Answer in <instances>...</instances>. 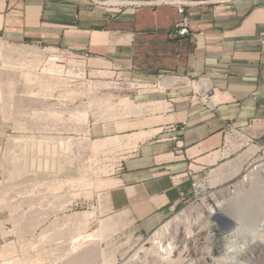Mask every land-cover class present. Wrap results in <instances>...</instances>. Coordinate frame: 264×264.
Instances as JSON below:
<instances>
[{
  "label": "crops",
  "instance_id": "crops-1",
  "mask_svg": "<svg viewBox=\"0 0 264 264\" xmlns=\"http://www.w3.org/2000/svg\"><path fill=\"white\" fill-rule=\"evenodd\" d=\"M95 1L0 0V38L87 52L95 71L183 76L144 96L159 109L122 116L107 135L126 150L102 181V208L90 209L101 219L125 213L131 233L145 235L191 198L194 172L216 161L227 124L264 141V0H181V13L157 0ZM110 125L89 130L99 136Z\"/></svg>",
  "mask_w": 264,
  "mask_h": 264
},
{
  "label": "rangeland",
  "instance_id": "rangeland-1",
  "mask_svg": "<svg viewBox=\"0 0 264 264\" xmlns=\"http://www.w3.org/2000/svg\"><path fill=\"white\" fill-rule=\"evenodd\" d=\"M99 1L101 0L95 2ZM34 43L40 47L45 46L43 43ZM11 44L25 46L32 45L33 42ZM38 61L39 57L31 55L13 59V62L5 61L0 49V264H68L73 257L89 252L88 255H95L92 258L96 260L99 259L98 250L101 257L104 253L106 255L105 249L108 247L107 251L115 250V259L131 244L139 242L153 230L145 235L132 234V221L126 218L123 229L105 237L94 238L99 229L101 218L98 215L101 211H97V217L91 218L90 222L80 220L83 222L80 223L76 217L88 211V208L84 204L74 206V202H88L89 205L98 203L102 208V181L113 175L126 150L120 145L123 143L122 138L119 141L114 136L113 140L117 143L109 144L110 140L106 138L111 136L107 135L114 134L123 127L122 116L139 113L145 108L159 109L161 102L147 101L144 96L172 86L178 78L169 75L161 77L158 74L148 81L111 66L100 69L109 72L95 71L91 62L85 67V78L80 83L70 82L76 84L70 86L68 80L66 84H59L57 76L49 77L37 72ZM164 77H176V81L166 86L162 84ZM9 83L12 92L6 88ZM72 90L81 94L72 93ZM106 123L111 124L110 133L91 135L89 128ZM254 136L244 128H225L223 143L214 154L216 161L201 171L194 172L196 176L192 180L196 187L198 184H205L209 194H199L196 187H193L191 198L180 203L160 225L176 215L194 219L200 214V221L210 214V209L214 210L212 216L215 215L219 211L221 197L211 192L238 181L247 172L245 166L261 152L256 149L247 153V148L252 144L264 146V141H260L262 136ZM105 139L106 144L95 149V142ZM40 143L46 145L42 146L44 149H49L44 152L42 148V152L37 154L39 151L36 145ZM64 143H67V147ZM32 144H35V149L31 148ZM14 154L21 160L25 159V163L22 161L25 166L21 165L24 169L21 167V172L12 175L9 167L14 165L13 162L10 163ZM51 158L57 162L51 160L48 163ZM52 162H56L58 168ZM194 169L198 168L194 166ZM236 171L238 174L234 177L232 173ZM80 182L87 184L83 186ZM222 193L226 194V191ZM248 221V225H243L241 234L264 233V212L257 217L252 215ZM154 232L153 245L165 249L166 243ZM190 250L188 255H182V264H212V256L207 250L199 249L201 253L197 250L198 254L196 250ZM93 259L91 264H100L101 261ZM261 259L264 264V257ZM245 262L247 260L243 257L236 258L235 261L228 257L223 264Z\"/></svg>",
  "mask_w": 264,
  "mask_h": 264
},
{
  "label": "bare ground",
  "instance_id": "bare-ground-1",
  "mask_svg": "<svg viewBox=\"0 0 264 264\" xmlns=\"http://www.w3.org/2000/svg\"><path fill=\"white\" fill-rule=\"evenodd\" d=\"M116 1L120 2L121 0H109V2H112V3H116ZM34 45H36V44L33 43L32 45L26 44L25 46H17V45H13L10 42L0 38V49L2 50V55L4 56L5 61L10 60L13 62V59H18L21 57L23 58L27 55H31L32 57H39V61L36 65L37 72L42 73V74L49 76V77H56L57 76L56 79L58 80L59 84L61 82L65 83L68 80L70 86L76 85V84H70V82H71L70 77L73 76V74H71L70 71H68L67 73L64 74L63 71L57 70V71H55L54 74H46L45 70H41L40 69V62H41V59H43L44 51L48 50V49H44L38 45H36V46H34ZM93 63H94V61H93ZM84 78H85V76H84V72H83L80 75L79 83ZM175 81H176V77H164L162 84L167 86L169 84L174 83ZM55 85L57 86L58 84L55 83ZM10 86H11V84L9 83V85H7L6 88L8 91L12 92V90L10 89ZM72 91L71 92L75 93V94L79 93V92L76 93L74 90H72ZM79 94H81V93H79ZM86 132H88V130H86ZM86 132L84 134H86ZM113 138H114V136L106 138V139L110 140L109 144L115 143V142L117 143V141H114ZM98 139H100V138H98ZM106 139L96 141L95 142V149H96V147L99 149V147L104 146L106 144L105 143ZM30 143H32V142H30ZM46 143H48V142H46ZM24 144H26V143H24ZM40 144L36 145L37 147L35 146L37 151H39L37 154L42 152L41 150H43L44 149L43 147L46 146V145L44 146V145H42V144L40 145ZM64 144L67 147V143H64ZM26 145H28V144H26ZM33 145H35V144H32L31 148H33ZM49 145L50 144H48V146ZM26 147H28V146H26ZM35 147L33 149H35ZM23 148H25V146ZM46 149H49V148H46ZM46 149H44V152ZM256 149H258L257 152H260V151L261 152L255 158H253L249 162L248 165L245 166V172H246V170H247V172L245 174H243V176H241V178L238 181L223 187V189L211 192V194L214 193L216 196L221 197V199L218 203L219 211L215 215L212 216V214L214 213L213 209H210V214L205 219H202L201 221L199 220V218H201L200 214H197L194 219L184 218L185 215L184 216L176 215V216L168 219L162 225H158L150 233V237H149L150 241L153 240V232L155 231L154 234L157 235L159 237V239L163 240L162 241L163 243L164 242L166 243V245H164V246H166L165 249H167L168 244L173 245V248H178V250L173 253V257H171V256L167 257V256L163 255L161 253V251L159 250V248L154 247L153 245L145 247L141 242L131 244L127 249H125L123 252H121L120 255L127 254V253L132 252V251L133 252L143 251V252H149L151 254L156 255L161 260L160 264H182V260H183L182 254L188 255L187 252L189 253L188 250H190V248H191L193 250H196V252L198 250L199 253H201L199 249L207 250L206 252L208 254H210V256H212V264H213V261L216 262L215 264H223V262H226V259L228 257L234 261L236 258H242L243 257L244 259L247 260V262H245L243 264H263V261L261 258L264 257V233L263 234H259L258 232L256 234L255 233H252V234L248 233V235H246V234L243 235L240 233V232H243L242 231L243 225H245V224L248 225V223H249L248 220H249V218H251L252 215L257 217L259 214H262L264 212V204H263L264 203V175H263L264 174V146L259 147L256 144H252V146L247 148V153L254 152V151H256ZM52 151H54V149ZM64 153H66V152H64ZM43 154H46V153H43ZM57 154H58V152H57ZM29 155H31V154H29ZM13 157H14L13 159H11L12 157L11 158L9 157V158L11 160H13V161L10 160V163L13 162L12 164H14V165L13 166L11 165L9 167V169L10 168L11 169L10 170L8 169V170L10 171L9 173H13L12 175H15L17 172H21L20 170L24 169L23 167L25 166L24 165L25 159L21 160L19 157L15 156V154L13 155ZM60 157H61V155H60ZM51 160L56 161L55 159L51 158L50 160H48V163ZM22 161H24V163ZM21 162L23 164H21ZM26 162H28V161H26ZM56 162H52L53 165L55 163L54 167L57 166ZM21 165L22 166L24 165V166L22 167ZM64 165H62V167ZM58 166H57V168H58ZM21 167L23 169H21ZM247 168H249V169H247ZM4 172H6V171H4ZM62 172L60 171V173H62ZM58 174H59V172H58ZM235 174L237 175L238 171L232 173V175H234V177H235ZM72 175H74V173ZM21 178H22V176H21ZM38 178L40 179V177H38ZM44 178H46V177H44ZM80 183H82V185L87 184L84 182H80ZM195 187H196V185H195ZM196 191H197V193L202 194L204 196L206 194H209V192L206 191V185L203 183L197 185ZM222 191L223 192L226 191V194L222 193ZM90 208H92L91 204H90L89 208L87 209L88 211H84L83 213H80V215L78 217H76V219L79 221L81 220V221L87 222V223L90 222V219L91 218L93 219V217H95V215H96L95 207H93L92 210H89ZM76 219H74V220H76ZM72 221H73V218H72ZM79 221H76V222L79 223ZM81 221H80V223H83ZM74 223H75V221H74ZM125 224H126L125 213H117L113 216H108L106 218H103L100 220L99 229L97 231V234L94 236V238H98V237L101 238L102 236L105 237L107 235L113 234V233L117 232L119 229H123L126 226ZM81 225H84V224H80V226ZM74 229L76 231V228H74ZM89 239H91V238H89ZM86 240H88V238ZM93 240H95V239H93ZM161 240L160 241L158 240V241L161 242ZM87 243H89V242L87 241ZM70 248H72V247H70ZM109 248L110 247L105 249L106 255L104 253L105 251L102 250V251H104L103 252L104 256L101 255V257L103 256L102 258L100 257L101 252H100V250H98L97 255H99L100 260L97 258L98 259V260L96 259L97 262L101 261L100 264H113L116 261L117 256L114 259L115 250L111 249V250L107 251ZM91 250L93 252V249H91ZM198 252H197V254H198ZM78 253H80V252H78ZM78 253H77V255H78ZM89 253H86L85 255L83 253H81V255L80 254L78 255L79 257L78 256H77V258L73 257V259H71L70 262L68 261L69 262L68 264H87L89 262H90L89 264H91L92 259L95 258L93 256H95V255H93V256H92V254L88 255ZM197 258L199 259L200 256H197ZM96 260H94V261H96ZM93 263H96V262H93Z\"/></svg>",
  "mask_w": 264,
  "mask_h": 264
},
{
  "label": "built area",
  "instance_id": "built-area-1",
  "mask_svg": "<svg viewBox=\"0 0 264 264\" xmlns=\"http://www.w3.org/2000/svg\"><path fill=\"white\" fill-rule=\"evenodd\" d=\"M102 5H121V4H111L109 0H101L98 2ZM156 3L158 4H170L176 6L179 12H184L183 5L184 2L181 0H157ZM187 17L184 16L178 23L179 29L177 30L178 35H185L187 33L186 28ZM38 44V43H37ZM41 48L48 49L44 51L43 59L40 62V69L45 70L46 74H54L55 71L61 70L65 73L68 71L73 74L70 77L71 83L78 82L80 80V75L84 72V76L86 75L85 67L86 65L92 62V57L87 52H78L74 51L70 48H61L55 46H42ZM51 49V50H50ZM176 76L177 78H183V76L173 75V74H164L160 73L159 76ZM226 129H239L233 126L232 124H227ZM195 188V185H194ZM79 204H84L86 208H89L88 202H74V206ZM150 234L147 235L145 238L140 239L141 242L145 247L153 245V240L150 241L149 239ZM138 243V242H137ZM154 247L159 248L161 253L167 257H173V253L178 250V248H173V245L168 244L167 249H160L159 245H153ZM180 249V248H179ZM184 255V254H182ZM161 260L154 254L149 252H129L127 254H123L117 257L116 261L113 264H160Z\"/></svg>",
  "mask_w": 264,
  "mask_h": 264
}]
</instances>
